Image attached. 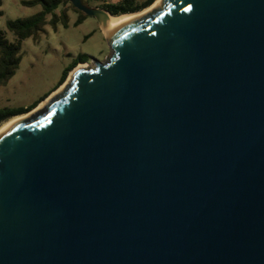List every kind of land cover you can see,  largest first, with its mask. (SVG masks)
<instances>
[{
  "label": "water",
  "instance_id": "95a60500",
  "mask_svg": "<svg viewBox=\"0 0 264 264\" xmlns=\"http://www.w3.org/2000/svg\"><path fill=\"white\" fill-rule=\"evenodd\" d=\"M68 2L110 55L0 124V264H264V0Z\"/></svg>",
  "mask_w": 264,
  "mask_h": 264
},
{
  "label": "rangeland",
  "instance_id": "374dc122",
  "mask_svg": "<svg viewBox=\"0 0 264 264\" xmlns=\"http://www.w3.org/2000/svg\"><path fill=\"white\" fill-rule=\"evenodd\" d=\"M20 1L2 0L0 30L7 32L8 20L29 17L41 9L40 6H23ZM88 1L90 2L88 7L96 8L102 2L113 3L118 0ZM135 1L142 3L147 0ZM68 14L67 26L59 22L53 28L47 24L37 40L28 38L22 41L18 68L6 85L0 87V108L29 107L44 96L48 98L57 90L56 86L63 71L74 62L81 60L86 63L88 57L96 62H103L109 57L107 41L97 20L86 16L80 24L75 26L74 22L79 14L71 10ZM7 37L12 40L8 32ZM69 72L62 84L67 80Z\"/></svg>",
  "mask_w": 264,
  "mask_h": 264
},
{
  "label": "trees",
  "instance_id": "16d2710c",
  "mask_svg": "<svg viewBox=\"0 0 264 264\" xmlns=\"http://www.w3.org/2000/svg\"><path fill=\"white\" fill-rule=\"evenodd\" d=\"M153 1L154 0H147L142 3H136L135 0H118L113 3L102 2L96 8L104 9L110 14L117 15L124 12L139 10L150 5ZM20 3L27 7L40 6L41 9L29 17L17 18L6 22L7 32L11 34L12 40L7 37L6 31L0 30V87L6 85L18 68L20 62V47L23 40L28 38L34 41L37 40L39 35L44 31V26L47 24L53 28H55L59 22L67 26V22L69 21V10L79 14L74 22L75 26L80 24L86 17L84 13L75 9L67 0H21ZM1 5L2 0H0V7ZM1 15L2 11L0 10V16ZM80 63H84V61H76L63 71L56 88L64 82L67 73ZM46 97L47 96H44L39 101L26 108H0V124L13 116L34 109Z\"/></svg>",
  "mask_w": 264,
  "mask_h": 264
},
{
  "label": "bare ground",
  "instance_id": "6f19581e",
  "mask_svg": "<svg viewBox=\"0 0 264 264\" xmlns=\"http://www.w3.org/2000/svg\"><path fill=\"white\" fill-rule=\"evenodd\" d=\"M155 2V0L150 4V5H148L147 7H145V8H143V9H140L139 11H142V10H145V9H147V8H149V7H151L152 6V4ZM136 12H138V11H135V12H128V13H120V14H129V13H136ZM110 17H116V16H119L120 14H117V15H111L110 13H107ZM83 64H85V63H80V64H78V65H83ZM77 67V66H76ZM75 67V68H76ZM63 85V84H62ZM62 85H60L58 88H57V90L62 86ZM56 91V90H55ZM54 91V92H55ZM53 92V93H54ZM38 107V106H37ZM36 107V108H37ZM35 108V109H36ZM35 109H33V110H31V111H28V112H26V113H29V112H32V111H34Z\"/></svg>",
  "mask_w": 264,
  "mask_h": 264
},
{
  "label": "flooded vegetation",
  "instance_id": "af4514ba",
  "mask_svg": "<svg viewBox=\"0 0 264 264\" xmlns=\"http://www.w3.org/2000/svg\"><path fill=\"white\" fill-rule=\"evenodd\" d=\"M82 3L85 5V6H89L88 4L90 3L88 0H81Z\"/></svg>",
  "mask_w": 264,
  "mask_h": 264
}]
</instances>
